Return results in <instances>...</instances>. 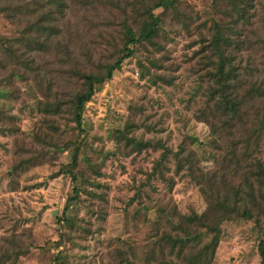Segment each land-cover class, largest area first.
I'll return each mask as SVG.
<instances>
[{
  "label": "rangeland",
  "instance_id": "rangeland-1",
  "mask_svg": "<svg viewBox=\"0 0 264 264\" xmlns=\"http://www.w3.org/2000/svg\"><path fill=\"white\" fill-rule=\"evenodd\" d=\"M254 1L251 22L229 31L243 41L233 49L242 76L232 85L247 94L246 124L236 121L232 136L216 113L206 57L215 22L231 26L230 0H176L168 10L157 8L162 31L138 44L98 88L86 104L83 130L68 103L84 89L75 68L97 73L116 61L124 22H139L155 1L69 0L63 17L52 10L59 28L49 47L37 50L28 27L49 11L48 1L0 0V8L18 6L0 11V264H160L158 248L153 261L150 253L174 221L208 213L209 222H219L202 185L214 171L242 180L232 175V142L264 120V0ZM57 99L65 101L60 114H48L45 106ZM136 141L151 146L139 150ZM163 146L171 153L152 175ZM75 153L76 179L66 172ZM256 156L264 164V139ZM75 187L79 194L65 213ZM220 225L211 264H263L264 216ZM192 230L198 247L213 236L195 224Z\"/></svg>",
  "mask_w": 264,
  "mask_h": 264
},
{
  "label": "trees",
  "instance_id": "trees-1",
  "mask_svg": "<svg viewBox=\"0 0 264 264\" xmlns=\"http://www.w3.org/2000/svg\"><path fill=\"white\" fill-rule=\"evenodd\" d=\"M50 6L49 11L44 14L40 13L38 19L34 24L28 27L34 34L28 39L29 44H34L33 48L37 50L47 49L52 36L58 30V26L54 24L57 20L58 14L62 17L66 13V8L69 7V0H47ZM155 2L146 6L141 12L139 22L136 18H130V21L124 22L125 43L122 50V55L114 62L107 64L105 70L97 73L84 72L82 69L75 68V76L79 77L82 81L83 90L76 94V96L68 102L74 113V119L79 130H83V114L88 101L91 100L95 92L101 87L105 81L111 80L116 70L121 69L123 62L132 57L137 51V45L143 41L152 42L154 38L162 31L164 19L155 13L157 8L168 10L175 7L176 0H154ZM254 0H230L232 4L231 9V26L225 27L221 23L215 22V32L209 41V49L212 56L206 57L212 63L213 71L211 73L213 86H215L212 97L218 95L216 104L221 117H224V123L229 128L230 135H234L235 125L237 122L246 124L245 114H243V105L246 103V96L238 93L237 87L232 85V82L242 76L239 72V64L236 62V55L233 54L234 47L242 45V39H235L232 31L235 24L250 23L255 13L252 9L257 7ZM259 1V0H258ZM37 2L38 6L45 5ZM15 8H0V11L8 10L14 12ZM52 10L57 14L53 16ZM38 10H33L32 14L35 15ZM41 12V11H40ZM236 15L233 16V15ZM229 15V16H230ZM228 32V33H226ZM244 32V31H241ZM241 32L239 34H241ZM35 49V50H36ZM208 49V50H209ZM207 52V50H206ZM237 63V64H236ZM214 79V80H213ZM249 94V93H248ZM65 101L57 99L56 105L45 106L48 114H60L61 108ZM218 133L217 129H213ZM264 120L259 123L258 129L249 130L248 136L233 140L231 156V171L235 177L240 174L242 180L237 184L227 177V174H218L215 171L210 173L208 180L202 185V190L206 194L210 204V210L213 214L219 216V222H209V214L204 213L201 215L187 216L184 222L174 221L171 226L173 227L170 232H164L156 241L155 248L150 253V259L153 261L157 255L156 248L162 256L160 264H180L182 261L186 264H211L215 255V251L220 242L221 225L220 222L234 218H247V219H260L264 216V164L261 158L257 157L259 145L264 138ZM136 146L139 150L151 146V143L136 141ZM244 145V150L241 152L240 146ZM56 146V145H55ZM231 146V145H230ZM252 147H256L255 153H252ZM164 150L154 165L152 175L158 174V169L164 166L171 149L163 146ZM253 158V159H251ZM77 155H72V162L70 168L66 170L67 173L72 174L76 179L73 170L77 168ZM183 165L181 164L179 169ZM206 185V188L205 186ZM79 189L74 188V195L70 197L65 205V213L69 211L74 205L79 194ZM257 217V218H256ZM171 220V219H169ZM68 224L72 221L66 220ZM75 224V222H73ZM207 228L212 234L211 240L204 246L198 247L195 238H198L195 230H192V225ZM166 250V251H165ZM260 254L264 264V242L260 245ZM169 259H166V256ZM18 256V255H17ZM19 257V256H18ZM16 257V259H18Z\"/></svg>",
  "mask_w": 264,
  "mask_h": 264
}]
</instances>
